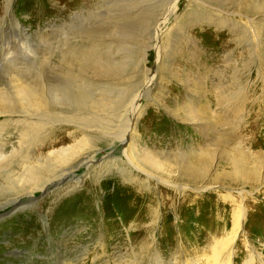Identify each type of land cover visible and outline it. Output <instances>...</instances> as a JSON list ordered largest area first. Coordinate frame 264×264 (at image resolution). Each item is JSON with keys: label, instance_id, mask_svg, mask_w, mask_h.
I'll list each match as a JSON object with an SVG mask.
<instances>
[{"label": "rangeland", "instance_id": "obj_1", "mask_svg": "<svg viewBox=\"0 0 264 264\" xmlns=\"http://www.w3.org/2000/svg\"><path fill=\"white\" fill-rule=\"evenodd\" d=\"M173 1L0 0V88L16 105L0 115V139L24 142L32 132L26 118L47 115L63 126L50 137L38 129L39 146L64 137L56 146H87L82 151L94 164L75 165L82 181L74 196L53 192L66 180L0 202V264H207L219 251L228 264L264 263V0ZM89 27L98 32L81 36L79 29ZM27 79L38 81L30 102L38 107L30 109L15 89ZM91 100L97 109L79 104ZM79 120L111 124V136L66 123ZM147 147L161 154V169L137 166L164 183L127 167L125 174L107 171L110 160L128 164L124 149L137 162ZM131 177L170 195L177 209L188 200L198 204L166 212L175 228L162 224L156 204L139 221ZM143 185L139 192L151 191ZM68 196L99 204L81 211ZM29 201L27 209L18 204ZM234 210L243 226L231 243L240 217ZM62 217L70 220L64 230L55 226Z\"/></svg>", "mask_w": 264, "mask_h": 264}, {"label": "bare ground", "instance_id": "obj_2", "mask_svg": "<svg viewBox=\"0 0 264 264\" xmlns=\"http://www.w3.org/2000/svg\"><path fill=\"white\" fill-rule=\"evenodd\" d=\"M176 2H177V0H174L171 5L175 6ZM10 4L11 3L9 1H6V3L4 4L3 12H5L6 10H8L10 8ZM84 7H86V6H84ZM68 10H71V9H68ZM74 21H76V20L74 19ZM71 23H72V21H71ZM68 30H70V29H68ZM71 30H73V28H71ZM74 30H76V29H74ZM79 31H81L80 32L81 36H87V35L92 36L94 34V32H98V30H96L95 28L91 29L90 27L87 29L86 28L85 29L83 28L81 30L79 29ZM7 54H10V53H7ZM215 75H217V74L215 73ZM29 79L26 80L29 82H26V81L20 82L19 85L17 84V81H14V83L17 84V85H15V89L16 90L20 89V92H18L19 93L18 96L22 97V100L24 101V103L27 104L25 107H28V109L32 108L33 106L38 107L37 102L34 105L30 104V102L32 101V98L34 97V95H33V93L35 92L34 88L37 85L38 81L34 80V79H31V80H29ZM8 91H9V89L5 90V89L0 88V115L7 114L8 112L6 111V109H10L11 107H16V105H10L12 98L10 96V93H8ZM79 104H87V105H89L87 107L95 108V109H97V107H98V104H96L92 100H91V102H85V103L79 102ZM42 118H43L42 115H36V117H34V119L37 122L36 121L31 122L30 118H26L24 125L26 126L27 129H29V130L32 129V132L28 131V134H27L28 136L25 137L26 139H24V142L19 140L17 142V145L13 146L12 145L13 142L9 141L10 135H8V134H6L5 139H3V138L0 139V202L1 203H3L4 201L15 203L21 197H24V196L25 197L26 196L31 197L36 191L46 192L50 188L60 186L64 181L66 182V180H68V183H69V185L67 187H64L62 189L61 188L57 189L53 192H55V195L59 196L58 198H61L62 196L64 197V196H67L70 194H71L70 196H74L72 194L77 191L76 187L82 181L81 178H78L75 175V169H76L75 165L82 164V163L89 164V165H87V169L89 170L93 164L91 162L92 161V153H89L88 150L86 152L82 151L87 146H77L75 148L74 147L56 146V145H60L61 143H63L66 140L64 137L57 136L56 139L52 142H49L47 144V146H39V143L41 142L40 141L41 136H40V133L37 131L38 129L42 128V129L46 130L47 131L46 135L48 137H50V134H49L50 131H52L53 129H55L57 127L63 126L61 124L50 123V121L52 120V117H50V116L45 115L44 118L43 119ZM104 119H105V122H108V120L106 118H104ZM41 123H43V124H41ZM66 123L69 124L72 129H75V130L82 132V133H94V134L98 133L101 135L111 136L110 135L111 128H112L111 124L105 123V124H97V125H95V124H89L88 125V124H85L81 120H79V121H68ZM2 129H3V127L0 126V130H2ZM88 138H95V137L90 136ZM25 144H29L31 146H25ZM90 145H92L91 141H90ZM123 154H124L125 159L127 160L128 164L123 163L122 160H118V161L117 160L116 161L110 160L107 163V166H108L107 171L108 172L113 171V172H116L118 174H125L126 173V172L124 173L125 167H127L130 169H134L135 172H138V174H140L142 176H146L145 179L149 182L153 181L156 184L157 183H164L159 178L153 176L151 173L146 172L145 170L140 168V166H137V163H144L147 166H149L151 169L158 171L162 167V162L160 160L162 157L161 154L153 153L150 150V148H148V147L145 149L142 148L140 152L136 153V156L138 157L137 162L135 160H132L130 158V156H128L126 149L123 150ZM180 159L182 162H184L187 160V156L184 155ZM101 165H102V163L99 164L98 167L102 168ZM193 176H195V172H193ZM129 182H131L130 185H132L134 187L131 189V192H130V195L133 196V198H134V202L131 205H133V206L135 205V207H136L135 212L138 211V213L135 214V217L138 218L139 221H140V219H144L147 215L149 218L153 213V211L151 210V207H153L152 205L156 204V205H158V207L162 213V218H161L162 224L165 227L171 226L172 228H175L174 225L171 223V220H169L170 215L167 214L166 212L168 211L169 213L174 215L175 211H177L180 214V212L183 208L188 209L189 205L198 204V201L188 200L186 203H184V202L179 203V206L177 209V208L172 206L173 201H172L170 195L163 193L160 190L153 189L149 185V183H148V185L144 186L143 184H141L140 180L136 177H134L133 179L131 177L129 179ZM141 185H143L147 190H151V191H148L147 193L139 192L138 189L141 188ZM119 188L122 191V193H125L126 189H125V187H123V185H122V188H121V186ZM101 189L102 188H100V190ZM198 189H196V191L202 190V189H200V190H198ZM60 191H62V192H60ZM65 191H67L66 194H64ZM174 193L176 195L181 196V194L183 193V190L176 188V189H174ZM62 194H64V195H62ZM70 196H68V197H70ZM239 196L242 200L244 199L242 193H240ZM70 200L74 201V204L76 203V206L78 208H80L81 211H83V208H90L92 206H95V205L97 206V204H99V202L95 198H91L88 196H82V197L77 198V199L75 197H70ZM157 200H159V202L161 204L158 203ZM12 203H10V204H12ZM127 203L128 202H126L125 204H127ZM18 204H20V206H22L23 209L24 208L27 209L28 207H30L31 201H29L28 203H21L20 202ZM25 205H27V206H25ZM140 206L144 208V211L142 212L143 214H141V212L139 211ZM113 207H114V205L112 206V208ZM57 208H58V206H56V209ZM99 208L102 209V203L98 206V209ZM238 208L241 210L240 205H238ZM104 210H106V209L104 208ZM240 210H236V211L234 210V211L240 214ZM67 218L68 217H62L60 220L61 224H55V226L57 225V228L62 227L61 230H64V225L67 224L68 221H70L69 219L67 221ZM75 219H76V217H75ZM242 219L243 218L240 214V217L237 219V222L235 225L236 229H235V232L232 236L231 243L235 242L236 237L242 231V226H243V223L241 222ZM240 222H241V224H240ZM183 224H184V222H182V225ZM55 234H57V233H55ZM244 237H245V239L243 241H244V244H245L246 249H247L246 251L252 252V250H251L252 246L248 243V238L246 237V233H244ZM151 239H152L151 241H153V246L150 249L153 251V253L155 255L158 253V251L153 248V247H155L156 238L153 237ZM162 240H165V238H163ZM96 243H97L98 247L100 248L103 245L102 238L97 239ZM210 255H211L210 257H206L205 261L207 262V264H228L230 262V258L227 257V252H224V251L211 252ZM179 256H180L179 254L173 255V258L175 259L176 262L179 259ZM257 256L261 260L262 254L261 255L258 254ZM156 260H158V259H156ZM61 264H63V263L61 262ZM261 264H264L262 262V260H261Z\"/></svg>", "mask_w": 264, "mask_h": 264}]
</instances>
